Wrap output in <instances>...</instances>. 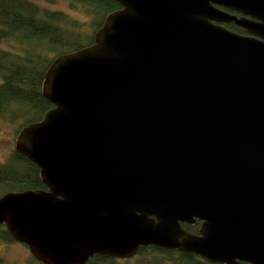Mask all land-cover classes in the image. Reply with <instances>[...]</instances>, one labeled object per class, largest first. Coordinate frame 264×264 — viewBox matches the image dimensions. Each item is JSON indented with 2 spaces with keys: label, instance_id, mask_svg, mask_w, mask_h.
Masks as SVG:
<instances>
[{
  "label": "water",
  "instance_id": "95a60500",
  "mask_svg": "<svg viewBox=\"0 0 264 264\" xmlns=\"http://www.w3.org/2000/svg\"><path fill=\"white\" fill-rule=\"evenodd\" d=\"M114 1L46 72L53 108L14 143L46 190L2 196L0 225L41 264H264V0Z\"/></svg>",
  "mask_w": 264,
  "mask_h": 264
},
{
  "label": "trees",
  "instance_id": "16d2710c",
  "mask_svg": "<svg viewBox=\"0 0 264 264\" xmlns=\"http://www.w3.org/2000/svg\"><path fill=\"white\" fill-rule=\"evenodd\" d=\"M59 1L0 0V122L13 128L15 139L25 127L39 122L53 108L41 95L42 82L50 65L60 56L92 46L105 17L120 9L114 0H65L70 12L82 16L79 19L55 9ZM224 27L244 35L234 24ZM27 190L46 188L40 181L39 169L13 149L6 161L0 163V198L10 192ZM182 228L197 235L200 222L193 226L182 225ZM13 244L17 242L1 224L0 245ZM0 264L20 263L0 256ZM22 264L41 263L30 255ZM86 264L213 263L192 254L142 247L131 259L95 255Z\"/></svg>",
  "mask_w": 264,
  "mask_h": 264
},
{
  "label": "rangeland",
  "instance_id": "374dc122",
  "mask_svg": "<svg viewBox=\"0 0 264 264\" xmlns=\"http://www.w3.org/2000/svg\"><path fill=\"white\" fill-rule=\"evenodd\" d=\"M54 8L71 13L73 16L79 19L82 17L81 15H78V13L73 11L70 12L66 8L65 0H60ZM14 143L15 137L13 128L0 122V163H4L6 161L8 154L14 149ZM30 255L31 254L27 247H24L19 243L10 246L0 245V256L10 262L15 261L22 264Z\"/></svg>",
  "mask_w": 264,
  "mask_h": 264
}]
</instances>
